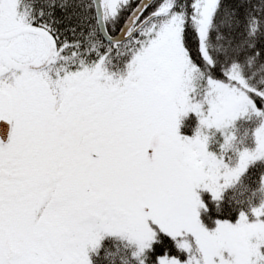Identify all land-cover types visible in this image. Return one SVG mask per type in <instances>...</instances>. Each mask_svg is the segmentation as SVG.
I'll return each mask as SVG.
<instances>
[{"label": "snow or ice", "instance_id": "6c2138e0", "mask_svg": "<svg viewBox=\"0 0 264 264\" xmlns=\"http://www.w3.org/2000/svg\"><path fill=\"white\" fill-rule=\"evenodd\" d=\"M0 264H264V0H0Z\"/></svg>", "mask_w": 264, "mask_h": 264}]
</instances>
